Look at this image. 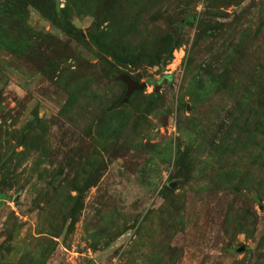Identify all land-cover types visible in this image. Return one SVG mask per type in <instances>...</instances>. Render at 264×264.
<instances>
[{"label": "rangeland", "instance_id": "obj_1", "mask_svg": "<svg viewBox=\"0 0 264 264\" xmlns=\"http://www.w3.org/2000/svg\"><path fill=\"white\" fill-rule=\"evenodd\" d=\"M55 3L83 41L33 5L20 47L17 21L1 22L0 264H264L262 112L252 115L262 121L255 150L235 153L224 141L209 155L197 143L243 121L232 106L248 87L264 113V0H142L129 11L140 15L127 54L172 34L179 45L162 68L117 60L86 37L94 16L83 2ZM184 10L198 19L175 30ZM221 67L214 85L193 78ZM121 75L160 82L131 102ZM116 100L128 115L115 134L98 136V112ZM178 147L196 158L189 172L175 162ZM78 194L71 219L64 207Z\"/></svg>", "mask_w": 264, "mask_h": 264}, {"label": "trees", "instance_id": "obj_2", "mask_svg": "<svg viewBox=\"0 0 264 264\" xmlns=\"http://www.w3.org/2000/svg\"><path fill=\"white\" fill-rule=\"evenodd\" d=\"M39 1L43 4H40ZM77 1H79V3L83 2L88 12L94 16L92 26L93 28L91 27L92 30L90 28L87 31L86 37L99 48L111 52L117 60L127 58V62H144L148 65H156L159 68H162L173 58L172 52L179 44L178 41H176L175 36L172 34H166L165 36H163L159 40L157 47L150 45L151 47L149 48L147 44L152 43V41H149L147 43L143 41L138 44V48L141 49L142 52H138L136 54H134V52H129L127 54L125 39H127L128 37L131 38L133 35L138 34L137 29L140 15L139 9H135L132 12L129 11L133 7H135V5L137 6L138 3L142 2V0H104L106 4H102V0ZM94 4L99 8L95 9ZM28 5H33L34 7H36L41 13H43V15L49 18L70 36H73L75 39H78L80 41L84 40L80 30L76 28L75 25L69 20L68 9L65 7L58 8L55 0H0V27L2 19L4 17H11L15 19V21H17L19 28L21 29L18 30V40L15 39V42L17 41L18 46L25 43L27 35H29L32 31V29L27 24ZM184 11V14H186L180 20L174 22V24L172 23L175 26V30H178L180 25H184L186 23L195 21V19H198L196 13L188 14L187 10ZM105 20H107L109 24L104 28V30L101 29L100 24ZM199 23L202 24V21L199 20ZM210 29L211 26L207 24L203 27L202 30L204 33H207ZM4 44L5 42L0 39V45L5 46ZM12 45L13 46L11 47H14V42ZM231 48L233 49L234 46H232ZM121 53H124V55ZM229 54L231 55V51H229ZM186 66L190 70V60L187 61ZM223 70L224 68L222 67L220 69H214V71L204 69L202 73H204V75L206 76V80H198V77L201 76L198 71L192 73V75L197 84L203 82L209 85H214L218 78L223 77ZM201 71L202 70H200V72ZM163 76L164 74H162V77ZM253 76V74L249 76V80H251V82L254 81ZM164 77L168 78L170 76ZM159 82L160 80L149 79L145 83L153 84L154 88H156ZM138 92L139 90L137 89L132 92L131 96L129 97V100L131 102L134 101V97L136 96V94H138ZM248 94L251 95L250 87L245 89V93H241L239 99L237 100V103L233 104L232 106L234 114H245L243 121L235 119L229 124L227 128H225V130H223L222 125H218L215 133L213 134L214 138L208 139V143H205L204 141L205 145L202 142L197 141L198 145L201 144L211 151L209 152V155L210 153L213 155L214 152L212 151V149L214 148L221 147L222 149L224 141L228 142L229 147H232L235 153L239 151L241 145H244V147H248L249 144L252 148H254V150L258 147H261L262 141L258 140V137L260 136L258 129L259 126L262 125V121L254 119L252 115H255L257 112V115H261L262 112V116H264V113L259 104H257L258 106L253 105L248 101ZM240 99L242 101H239ZM258 99H261L260 93L258 95ZM73 102L74 101L69 104H72ZM183 105L184 104L180 105L181 108L183 107ZM119 106L120 108H118ZM116 112H118V114ZM127 115V109H122L117 100L110 108L99 110L97 115L98 122H96L97 131L99 134L98 136L105 137L111 134H115L117 132V121L121 116L125 117ZM198 148L195 147L194 151H197ZM175 162L177 164H183V162H185L187 165V167H185L189 172L191 170L192 164H194V162L196 163V158L193 153L191 158V152L188 147L184 150L178 147L177 156H175ZM262 168L264 169V160L262 161ZM233 173L236 172L233 171ZM174 190L175 188L168 183L164 185L161 193L164 198H168V195H171ZM0 197H3V195ZM80 200V194L76 195L75 198L71 197L70 203H68L64 207V211H70L68 216H70L71 219L75 218V212L78 211L81 204Z\"/></svg>", "mask_w": 264, "mask_h": 264}, {"label": "water", "instance_id": "obj_3", "mask_svg": "<svg viewBox=\"0 0 264 264\" xmlns=\"http://www.w3.org/2000/svg\"><path fill=\"white\" fill-rule=\"evenodd\" d=\"M122 80L126 83L127 90L125 93V97L127 98L131 92H133L136 89H141L145 86V82H136L135 80L131 79L127 75H121ZM171 186H175L174 182L169 183Z\"/></svg>", "mask_w": 264, "mask_h": 264}]
</instances>
